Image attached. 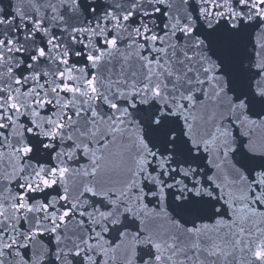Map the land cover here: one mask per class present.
<instances>
[{
  "label": "snow or ice",
  "instance_id": "1",
  "mask_svg": "<svg viewBox=\"0 0 264 264\" xmlns=\"http://www.w3.org/2000/svg\"><path fill=\"white\" fill-rule=\"evenodd\" d=\"M0 264H264V0H0Z\"/></svg>",
  "mask_w": 264,
  "mask_h": 264
}]
</instances>
